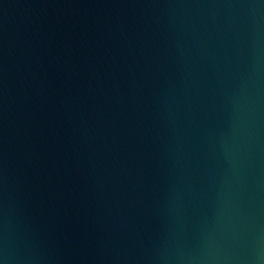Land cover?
<instances>
[{"label": "water", "instance_id": "water-1", "mask_svg": "<svg viewBox=\"0 0 264 264\" xmlns=\"http://www.w3.org/2000/svg\"><path fill=\"white\" fill-rule=\"evenodd\" d=\"M0 264H264V0H0Z\"/></svg>", "mask_w": 264, "mask_h": 264}]
</instances>
